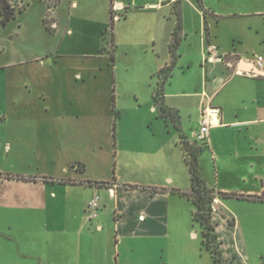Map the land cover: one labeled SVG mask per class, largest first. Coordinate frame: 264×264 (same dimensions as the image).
<instances>
[{"label":"crops","instance_id":"0c3cea01","mask_svg":"<svg viewBox=\"0 0 264 264\" xmlns=\"http://www.w3.org/2000/svg\"><path fill=\"white\" fill-rule=\"evenodd\" d=\"M82 1L0 0L7 12L14 11L9 20L0 13V123H10L6 133L13 135L0 136V214L7 230L31 238L32 247L24 249L28 258L41 246L56 253L55 262L40 256L36 264H209L197 260L189 244L201 241V232L190 230L195 207L180 194L191 190L178 146L180 131L192 142L204 110L218 108L219 114L209 118L208 148L199 158L207 187L264 196V74L257 66V58H264V0H100L103 17L92 23L98 38L108 32L111 14L120 16L114 20L117 27L127 23L133 58L143 55L145 77L156 80L148 85L147 101L155 114L154 91L162 70L172 66L164 103L178 116L180 131L159 117L169 136L147 137L142 150L134 136H102L109 131L105 77L116 70L117 29L110 30L111 51L103 45L105 38L94 53L65 47V42H76L78 49L86 44L81 30L88 20L75 16L87 6ZM177 3L181 31L173 56ZM61 34L57 49L54 38ZM110 143L118 146L116 162L123 169L142 173L137 180L109 181L95 173L92 166L103 164ZM13 159L20 167H8ZM96 194L99 216L90 221L86 210ZM224 201L214 203L218 242L230 264H246L231 253L229 234L237 233L244 245L245 232L253 233L264 217V203L247 202L252 208L238 214ZM167 239L185 248L173 263L166 260ZM201 251L214 264L202 244Z\"/></svg>","mask_w":264,"mask_h":264},{"label":"rangeland","instance_id":"374dc122","mask_svg":"<svg viewBox=\"0 0 264 264\" xmlns=\"http://www.w3.org/2000/svg\"><path fill=\"white\" fill-rule=\"evenodd\" d=\"M15 2V0H13ZM33 1V0H30ZM67 1V0H66ZM82 1V0H81ZM86 2V7L82 8L80 11H75V16L85 20L83 30L81 34L83 36L81 41H85V46L82 48H77L76 42H71L68 44L65 42V47L69 51L94 53L98 49L99 42L105 38L104 47L107 51L112 50L111 46V23H107L108 32L101 40L98 38V32L94 29L95 21H98L103 17V11L100 10V0H83L81 3ZM102 11V12H101ZM35 16V11H32L30 19L33 20ZM82 21L78 25L82 24ZM123 23L120 27H117L118 23L114 24V29L116 28L120 34V40L116 38V70L111 72L110 76L105 77L109 81L108 85L110 87L108 94L109 101L112 97H115L116 104L113 105L111 101L105 103L104 109H108L109 112L103 111L109 115V131L105 130L102 136H134L138 144V148L142 150L143 146L147 143V137L154 138V140H159V136H169L170 130L166 129V124L164 121L159 119V114H155L152 111V102L149 100V84H155L156 80L147 79L144 75V70L148 64V60L143 55H135L133 49L129 47L128 44V34L126 25ZM2 26V23H0ZM77 30V29H76ZM79 31V30H78ZM115 31V30H114ZM116 33V32H115ZM77 34V31H76ZM118 35V34H117ZM63 34L56 35L54 38V43L56 48H60L62 43ZM136 52V51H135ZM78 57V56H77ZM145 58V59H144ZM76 60H83L76 58ZM133 62V63H132ZM134 64V66H133ZM136 95H139L138 98ZM145 96V100L142 98ZM105 115V116H106ZM113 121V123L111 122ZM10 127V123L6 124L0 123V136H13L8 135L6 130ZM172 132V130H171ZM172 136V135H171ZM109 153L107 158L104 157L103 164H93V169L95 173H98L102 177L113 181L114 179L122 178L124 183L128 181L137 180L140 177L141 172L132 171L130 172L127 169H123L120 161L117 163V156L115 155L116 149L118 146L114 143H110ZM91 154L88 149V159ZM0 158V162H1ZM9 168H18L20 165L13 159L6 163ZM187 172V171H185ZM188 174V173H186ZM190 181V180H189ZM223 200V199H222ZM247 202V200L239 199H227L223 203H228L233 207L235 213L241 214L242 208H252ZM261 203V202H260ZM112 217V216H111ZM113 220V217L111 218ZM190 230L196 232L200 235V229L198 226H195L189 220ZM231 232V231H230ZM15 230H7L6 221L3 218V215L0 214V264H36L40 261V256H43L45 263L48 261L55 262L56 253L53 250H50L49 247H40V252L31 258H28L24 253L26 247H32L30 242V237H16ZM241 236V235H240ZM244 238H242L243 240ZM230 249L231 253L235 254L237 262L243 260L246 264H264V217L258 220L257 228L253 233L246 231L245 232V244H241L240 237L236 234H229ZM166 260L168 262H175L180 260L183 257L181 251L185 248L179 246L178 242L174 241L173 243L170 240H166ZM175 243V244H174ZM190 247L196 248L198 256H195L197 260L207 261L209 264H212V261L204 251H201V241L198 239L195 243L189 242ZM240 244V245H239ZM22 249V250H21ZM21 251V253L19 252ZM136 261L140 260V257L136 254L133 255Z\"/></svg>","mask_w":264,"mask_h":264},{"label":"trees","instance_id":"16d2710c","mask_svg":"<svg viewBox=\"0 0 264 264\" xmlns=\"http://www.w3.org/2000/svg\"><path fill=\"white\" fill-rule=\"evenodd\" d=\"M4 1H2L3 3ZM0 3V13L4 16L5 20H9L13 18V15H9L6 8L7 5ZM174 13L179 19V23L177 28L173 34V41L171 45L172 54L174 56L175 49L179 43V32L181 31V23H180V8L179 4L174 5ZM126 12L121 15L123 19L126 18ZM46 28L47 23L45 24ZM114 29V18L111 14V30ZM51 31V30H49ZM112 45L114 46V37L112 38ZM112 61H115V57L112 54ZM172 70V66H168L162 70V78L160 79L153 95L154 103L158 110L159 117L170 120L176 128L180 131L177 126L178 116L175 112L170 110L164 103V83L170 76V71ZM178 146L181 148L183 153L184 162L187 165L190 178H191V190L189 193H180L181 195L190 199L194 204V211L192 212V221L195 226H198L201 232V244L202 248L208 251L214 264H230V262L224 257L221 245L218 242V235L216 232V224L213 221V213H214V203L216 199H239V200H247L254 202L264 203V196L254 197V196H243L238 194H227L222 192H216L207 187L202 171L201 165L199 162L200 156L206 152L207 144L200 142L198 140L189 141L185 136L181 134L178 142ZM5 179H17L24 180L27 179L21 176H12V175H4L2 176ZM47 181V179H45Z\"/></svg>","mask_w":264,"mask_h":264},{"label":"built area","instance_id":"2783aa9c","mask_svg":"<svg viewBox=\"0 0 264 264\" xmlns=\"http://www.w3.org/2000/svg\"><path fill=\"white\" fill-rule=\"evenodd\" d=\"M114 12H118V7L114 4L113 7ZM120 16L116 14L114 16V20H119ZM257 66L260 68V70L264 74V58L258 57L257 58ZM220 110L218 108H206L203 112L202 122H201V128L198 133L195 134L194 138L195 140H198L203 143H208V136L210 132V128L213 125V122L209 120L212 116H217L219 114ZM100 204H101V198L98 194L94 195V197L91 199V201L88 203L86 214L90 221L95 220L99 216V210H100Z\"/></svg>","mask_w":264,"mask_h":264},{"label":"flooded vegetation","instance_id":"af4514ba","mask_svg":"<svg viewBox=\"0 0 264 264\" xmlns=\"http://www.w3.org/2000/svg\"><path fill=\"white\" fill-rule=\"evenodd\" d=\"M8 11H9V12H8L9 15H12V12H14L13 10H10V9H9ZM11 11H12V12H11Z\"/></svg>","mask_w":264,"mask_h":264},{"label":"water","instance_id":"95a60500","mask_svg":"<svg viewBox=\"0 0 264 264\" xmlns=\"http://www.w3.org/2000/svg\"><path fill=\"white\" fill-rule=\"evenodd\" d=\"M214 208H216V209H217V208H218V205H217V204H214Z\"/></svg>","mask_w":264,"mask_h":264}]
</instances>
